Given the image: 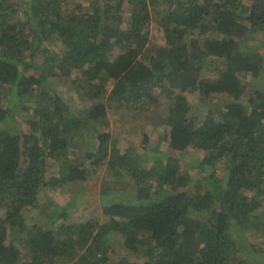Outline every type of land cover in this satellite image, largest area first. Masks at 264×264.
<instances>
[{
    "label": "trees",
    "instance_id": "1",
    "mask_svg": "<svg viewBox=\"0 0 264 264\" xmlns=\"http://www.w3.org/2000/svg\"><path fill=\"white\" fill-rule=\"evenodd\" d=\"M160 2L0 0V264H110L113 234L142 258L116 264H264V85L252 81L264 53L243 44L264 31V0H169L157 14ZM52 77L79 81L84 116ZM194 94L203 106L218 97L221 115L195 117ZM109 108L154 125L142 138L152 161L117 146ZM89 119L83 159L74 142ZM189 150L202 151L192 166L204 175L181 168ZM105 164L103 219L69 220L60 206L49 225L29 222L43 189Z\"/></svg>",
    "mask_w": 264,
    "mask_h": 264
},
{
    "label": "rangeland",
    "instance_id": "2",
    "mask_svg": "<svg viewBox=\"0 0 264 264\" xmlns=\"http://www.w3.org/2000/svg\"><path fill=\"white\" fill-rule=\"evenodd\" d=\"M169 5V0H161L160 4L157 6V14H160L164 9ZM123 9V23L122 27H127L128 21V4H124ZM156 13H154L155 15ZM150 36L157 42V40L162 39V29L159 27L158 23L155 22V19L150 24ZM159 37V38H158ZM156 38V39H155ZM59 43V42H58ZM56 44V46L58 45ZM158 43V42H157ZM60 44V43H59ZM243 44L247 48L251 49H260L264 53V31H258L256 33L252 32L247 37H245ZM262 78L260 81L253 79L248 76L250 80L255 83L264 85V69L261 74ZM71 79V77H70ZM73 79V78H72ZM51 82L54 84L56 90L61 93L68 104L70 105L71 112L77 115L84 116L87 112L88 106L91 104L90 96L85 95V97L73 88V85H76L79 81L73 82L69 81L66 83L57 81L56 78L52 77ZM214 104H218V97L213 98ZM192 109L191 113L197 117L199 120H202L207 112L210 110L214 113L216 117H219L220 111L222 110L221 105H205L203 106L199 102L197 94L191 96ZM17 109L14 110V118H21V113H16ZM17 116V117H16ZM108 117L110 120V131L111 136L115 141H117V146L123 150L126 146L135 149L139 153H143L146 160H153V157L157 156L152 152H145L142 145V138L144 133H150L153 124L148 120H143V115L140 117L138 112L135 111H125L118 109H108ZM91 123V119H89ZM99 127V124H98ZM93 125L88 124L84 126L76 135L75 145L79 148V154L83 159H85V152L87 144L90 140L92 134ZM202 151L189 150L185 151L183 154L179 153L181 168L187 169L191 174L201 176L204 175L205 171L198 172L196 168L192 166V162H198L199 157L202 155ZM191 161V163H189ZM194 163V164H195ZM219 168H222V164H218ZM55 170H58V167L55 162L50 166ZM95 169V168H94ZM108 181L106 182V180ZM114 178L109 175L108 168L105 165L99 166L95 169V176L88 181L84 182H70L67 185L63 186L60 189H53L47 187L43 189L39 195V204L37 207L31 209L29 222L32 223H43L44 225H49L51 223L49 215L53 213V210L58 209L60 206H65L67 208L68 218L73 221H82L91 218L92 216H99L100 219H103V207L109 202V198H106L101 194L104 185L108 182H113ZM120 181V180H119ZM123 192L127 193L123 190ZM43 211H45L44 214ZM251 242L255 244H260L261 239L250 238ZM113 241L115 247V257L110 264H116L120 261L124 255H128L126 249L123 246V240L118 234H113ZM130 262L141 261L139 257L128 255Z\"/></svg>",
    "mask_w": 264,
    "mask_h": 264
}]
</instances>
